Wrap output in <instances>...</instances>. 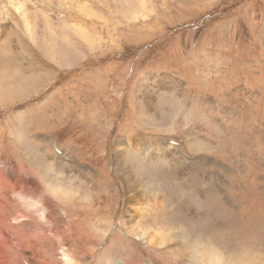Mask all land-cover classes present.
I'll return each mask as SVG.
<instances>
[{
  "label": "rangeland",
  "instance_id": "rangeland-1",
  "mask_svg": "<svg viewBox=\"0 0 264 264\" xmlns=\"http://www.w3.org/2000/svg\"><path fill=\"white\" fill-rule=\"evenodd\" d=\"M117 1L0 0V69L30 85L0 96V264H212L206 242L264 264V0H148L138 20ZM25 18L82 55L49 53ZM233 60L244 73L214 83ZM70 185L67 213L51 187Z\"/></svg>",
  "mask_w": 264,
  "mask_h": 264
},
{
  "label": "bare ground",
  "instance_id": "bare-ground-1",
  "mask_svg": "<svg viewBox=\"0 0 264 264\" xmlns=\"http://www.w3.org/2000/svg\"><path fill=\"white\" fill-rule=\"evenodd\" d=\"M212 1H213V3H211L210 5L214 4V2L216 0H212ZM117 2L120 5H134L135 6V9L128 10V11H126L123 14L124 15H129V14L135 13L133 15V19H135V20H138L139 18H144V17H146V16H148L150 14V11H149V8H148V4H147L148 0H118ZM205 2H206V0H205ZM208 2L205 3V6L208 4ZM261 7H262V5H261ZM20 14L23 15L24 12H21ZM25 21H26L25 23H26V25H27V27L29 29V32L31 33L32 38L34 40H36L39 43V45L41 47H43L44 49H46L49 53L54 54V55H58L61 58L62 61H67L68 59H70L73 56L74 53H75L76 56H81L82 55L81 54L82 52L75 45V43L73 44V43H71L68 40H64L61 37L60 31L56 27H54L53 23H51L50 21L46 20L44 22V25L42 23H40L36 18H33L31 20L25 18ZM226 37L228 38V36H226ZM207 39H208V35H207ZM222 41L223 42L226 41V38L224 40H222ZM247 44L250 45V43H247ZM250 48L252 50V48H254V47H250ZM224 54H228V52L225 50ZM210 56H211V53H208L207 54V57L209 58V60L211 58ZM254 58H256V57H254ZM248 60H250V59H248ZM239 61L233 60L232 64H230L229 62H226V66H225V69H224L223 73H222V70H223V68H222V69H220V71L217 70V71H219V75H216L214 77L212 76L214 79L216 78V80L214 81V83L221 82L222 84H226V83H230L231 80H233V79L239 78V76L242 73H244V65H243L244 63L241 64V61L240 62ZM252 66L254 67L255 65L252 64ZM248 70L251 71L252 69H248ZM15 76H16V72L14 70L5 69V68L0 69V96H1V98L4 101L5 100H9L10 101V100L15 99L18 96H23V95H25L27 93V90L30 88V85L28 83H25L22 80L16 79ZM205 77H206V83H205L206 86H205V89L204 90L205 91H208L210 93V91H209L210 90V87L208 85L209 76L206 74ZM260 78L262 79V77L259 76V75L253 76V79H255V80H259ZM240 81H241V79H240ZM161 82H163V80ZM257 83H260V82H257ZM261 84H257L256 85L257 86L256 88L260 90L261 89ZM223 87L224 86L222 85L221 90H219V92H222L223 91ZM149 92H151V95L148 94ZM224 92H225V90L223 91V93H221L219 95L222 97V99H224L225 101H228L229 100V97L227 96V93L224 94ZM160 97H161V94L159 92L156 93L155 91L153 92L152 90H149L146 93V96L144 98V107H145V110L150 115V117L153 116L151 118L152 119H155V120L159 117V106H160V103H161V98ZM261 99L264 100L263 98H261ZM246 103L249 104V102H246ZM218 109H219V106H218ZM246 114H247V112H246ZM241 115H245V112L241 113ZM231 129H232V127H231ZM119 143H116V147H118V145H120ZM122 151L123 150H118L117 153H119L120 155H124V152H122ZM123 170H124V172H126L128 174V179H129V176H130L132 178H135V180H138L137 177H135L134 175L131 176L132 171L138 173V165H137L136 169H133V167L131 168L129 166V164L127 163V165L124 166V169ZM137 186H140L141 187V185H139V184H137ZM71 188H72L71 185L70 186H65L63 188H58L57 186L51 187V190H53L54 194L57 195V196H59L61 198L62 202L65 203L66 208L64 209V211H66L67 213L72 212V209H70V202H71V200L73 201L74 198H77L76 192L70 190ZM131 199L133 201L134 198H131ZM88 210L89 209L84 210L85 213H86V215L94 214V212L96 211L94 209H91L90 210V213H89ZM135 211L138 212L139 211L138 208L135 209ZM97 212H98V210H97ZM41 217H43V216H41ZM139 237L143 238L141 234L139 235ZM196 245H198V244H196ZM201 247L207 250L210 263H212V264H223V262H222L223 255L215 250L216 249V246L214 244H210L209 242H206V243H203L201 245ZM64 259H65V262L68 263V264L72 261V258L68 254L64 255ZM99 263H101V262H99Z\"/></svg>",
  "mask_w": 264,
  "mask_h": 264
}]
</instances>
